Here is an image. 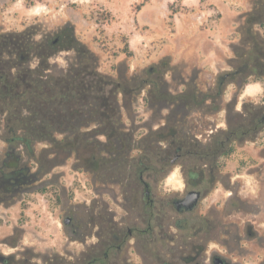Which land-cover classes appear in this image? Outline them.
Segmentation results:
<instances>
[{
	"label": "rangeland",
	"instance_id": "374dc122",
	"mask_svg": "<svg viewBox=\"0 0 264 264\" xmlns=\"http://www.w3.org/2000/svg\"><path fill=\"white\" fill-rule=\"evenodd\" d=\"M230 5L239 12L240 19L237 31L228 37L235 46L229 70L198 79L197 71L184 64L172 67L167 58L157 63L166 61L171 66L158 79L166 92H175L184 76L191 77L186 84L197 88L192 104L145 102L150 85L138 95L129 94L130 117L122 107L123 119L135 137L136 147L123 158L127 167L123 163L119 169V154L112 155L105 146V159L93 158L100 163L107 161L108 168L104 170L88 166L65 146L56 145L51 152L49 142L30 137L31 151L25 142H16L22 165L31 168L37 181L13 198L0 201V256L9 258L10 264H86L87 251L97 247L94 253L99 259L95 264H161L158 251L165 248L169 251L164 254L166 263L182 264L184 242L180 228L193 226V235L197 229L194 221L201 209L179 213L173 200L184 195L188 179L185 165L202 166L208 162L216 166L215 178L211 180L214 175L210 174V183L205 182L204 187L211 189L203 205L205 210L211 207L216 213L220 233L217 239L206 242L204 264H211L215 253L226 257L229 264H264V130L257 139L243 138L240 131L228 140L230 130L243 118L248 98H262V90L255 93L250 88L248 93L255 94H243L245 84L263 81L264 71L250 77L235 72L236 79L226 82L223 94L214 96L218 76L236 71V65L250 54L264 63V0H235ZM191 8H184L180 0H0V38L14 36L18 42L34 45L23 50V59L5 55L12 59L7 70L17 74L38 69L44 75L39 76L43 81L60 78L74 69L78 56L74 47L83 44L97 55L101 72L129 87L139 82L142 85V79L156 78L145 70L156 65L150 56L165 46L174 32L178 12L194 14L202 28L218 25L222 19L215 4L203 1L199 7ZM199 13L205 14L203 19L197 18ZM67 25L73 30L65 32L67 38L60 48L40 54L43 43L54 39ZM119 97L123 104L124 95L119 93ZM28 115L24 112L18 120L16 136H23L31 125ZM6 116L0 114V166L8 154L7 138L14 135L9 125L16 122ZM174 130L191 146L193 155L168 163L179 143L174 139ZM99 139L107 142L103 135ZM201 146L204 151L217 147V157L202 159ZM145 148L160 149L166 154L170 150L166 163L154 167L159 174L152 181L157 199L153 237L147 234L141 217L145 210L143 192L137 193L133 187L137 180L135 168L128 169L146 153L154 155ZM114 157L116 162H110ZM67 217L72 219L71 225L65 222ZM116 225L125 233L133 229V237L117 240L122 249H111L105 256L99 252V241L107 226Z\"/></svg>",
	"mask_w": 264,
	"mask_h": 264
},
{
	"label": "trees",
	"instance_id": "16d2710c",
	"mask_svg": "<svg viewBox=\"0 0 264 264\" xmlns=\"http://www.w3.org/2000/svg\"><path fill=\"white\" fill-rule=\"evenodd\" d=\"M20 44L21 42H18L14 36L0 38V114L5 113L7 119L16 121L14 124V130H16L18 120L22 119L24 112H28L27 117L32 123L26 127L24 135L19 138L26 139L28 142L30 137L47 141L51 144L49 147L51 152H54L56 145L65 146L82 162L89 156L105 159L102 154L103 146H105L112 155L119 154L117 162L119 169L122 168L123 163L126 167L128 166L123 158L136 147L135 137L123 119L122 107L129 111V94L138 95L146 85H150L151 89L144 98L145 102L155 104L162 100H170L186 106L192 104L197 94V88L190 84H186L183 92L177 94L162 89L158 80L159 76L171 69L166 61L162 65L156 64L145 70L147 74L156 75V78L142 79L143 86L139 82L136 87H129L127 83L116 81L101 72L97 55L83 44L74 47L78 53L74 69L70 68L60 78L43 81L39 79V76L42 78L44 75L38 69L12 74L7 70L12 59L5 58V55L9 57L17 55L22 59L23 51H15ZM25 45L24 50L27 51L34 47L28 43ZM249 61L246 58L236 65V71L219 75L217 93L214 96L220 97L226 82L234 81L235 74L243 73L242 68ZM32 73L35 75L33 76ZM244 76L247 77L245 74ZM119 93L124 95L123 104H121ZM176 132L174 139L179 140V143H176L178 146L185 141L180 139L179 132ZM58 134L62 135L60 139L57 137ZM101 135L107 138L105 144L99 139ZM145 150L146 152L149 150L154 155L146 153L143 158L132 164L135 171H140L146 166L155 167L165 164L170 152L168 150L166 154L155 148H145ZM115 160L116 157L109 159L113 163L116 162Z\"/></svg>",
	"mask_w": 264,
	"mask_h": 264
},
{
	"label": "flooded vegetation",
	"instance_id": "af4514ba",
	"mask_svg": "<svg viewBox=\"0 0 264 264\" xmlns=\"http://www.w3.org/2000/svg\"><path fill=\"white\" fill-rule=\"evenodd\" d=\"M67 30H73V28L67 25L64 29L57 33V36L54 39H49L46 43H43L44 49L42 52H40V54H48L49 50L52 52L60 48V43H64L66 41L67 37L65 32ZM25 46V43H21L15 48V51H23L26 48ZM23 58L24 55H22V59ZM248 59L250 61L242 68L244 71L243 74L247 75V77H250L256 72L260 73L264 71V63H261L262 59H258V56L254 55L253 53L250 54ZM260 83L262 85V98H260L258 101H254L251 97L248 98V102L244 103L243 118L236 126H234V128L230 130L228 140H230L233 135L237 136L240 131L243 134V138L249 137L257 139L259 134L264 130V80H260ZM9 126V132H13L14 135L7 138L9 150L6 158L3 160L2 165L0 166V188L3 191V193L0 194V201L13 198L12 196L19 194L22 190L24 191L27 186H30L32 183L37 181V178L31 174V168L27 165H22L20 154L17 153V149L15 147L16 142L20 140L25 142L32 151L31 143H29L28 140L21 139L19 138L20 136L15 135L16 132L14 130L13 124H10ZM209 148V151H204L201 146L202 153L200 156L202 159L209 160L210 158L217 157L219 149L217 147L213 149V146ZM195 153L198 152L196 151ZM188 155H193V149L185 141L177 146L175 156L172 158L169 157L170 159L168 163H175L180 159L187 158ZM93 158L94 157L91 156L87 157L85 159V163H87V165L90 167H100L104 170L108 168L107 161L100 163L98 160ZM131 167L132 166L129 165L128 169L130 170ZM185 167L188 179L185 184L184 195L175 198L173 200V205L179 213L192 212L197 207H200L201 210L197 215V220L194 221V227L196 226L197 229L193 235L191 234V228L193 226L184 225L183 228H180V238L182 239V242H184V250L181 251V261L182 264H204V260L207 258L206 242L210 239H217L218 234L220 233L217 220L214 219V217H216V213L213 212L214 210H212L211 207L205 210V205H203V199L207 196L211 189L210 187H204V185L206 180L209 179L208 176L210 174L214 175L211 177V180H214L216 166L206 162L202 166H199L198 164L189 166L186 164ZM158 174L159 172H155L153 166H146L144 169L134 173V175L137 177V180L133 184V187L135 186L137 193L141 191L143 192L145 210L141 213V217L147 225L148 229L146 232L147 234H151L150 237H153L155 232L153 221L155 216L154 209L157 202L155 193L153 192L152 181L156 179V175ZM163 174L164 173H161V175ZM208 183H210L209 180ZM194 192H198V196L196 202L192 204L188 202L190 197L189 200L187 197L190 195L192 196ZM65 222L68 225H71L72 219L67 217ZM106 228H108V230L106 231L105 236L101 237L102 239L99 241V252L103 253L105 256L110 254L109 251L111 249H122V244H116L117 240L121 239V242L126 241L127 237H133L134 234L133 229L129 228L128 233H125L123 231L124 228L118 225L110 227L107 226ZM161 231L163 234L165 233L164 231L166 230L164 229V226L163 230ZM163 237H165V235H163ZM125 243L126 242H123L124 245ZM96 248L97 247L87 251L89 258L86 264H95L99 259L96 254L97 252L94 253ZM165 251V248H161V251H158L160 252L158 256L159 258L161 257L160 260H162L161 264H168L164 261ZM166 254H169V251H166ZM2 258L3 257L0 256V259ZM210 260L211 264H229L226 257L218 253L212 254ZM10 261L11 260L7 258L5 263L10 264Z\"/></svg>",
	"mask_w": 264,
	"mask_h": 264
},
{
	"label": "crops",
	"instance_id": "0c3cea01",
	"mask_svg": "<svg viewBox=\"0 0 264 264\" xmlns=\"http://www.w3.org/2000/svg\"><path fill=\"white\" fill-rule=\"evenodd\" d=\"M184 8L199 7L203 1L215 4L222 13L220 23L202 28L196 16L192 13L178 12L174 32L167 40L165 46L156 50L150 57L153 64H157L161 59H170L172 67L180 64L188 66L191 71H197V78L218 75L230 69L231 61L234 59V43L228 42V37L237 31V21L239 12L231 7L235 0H180ZM190 76H184L179 87L172 94L182 93L186 83L190 82ZM261 92L260 80H251L245 84L243 94ZM249 90V91H248ZM169 108V107H166ZM126 111L128 118L129 111Z\"/></svg>",
	"mask_w": 264,
	"mask_h": 264
},
{
	"label": "water",
	"instance_id": "95a60500",
	"mask_svg": "<svg viewBox=\"0 0 264 264\" xmlns=\"http://www.w3.org/2000/svg\"><path fill=\"white\" fill-rule=\"evenodd\" d=\"M197 196H198V192H194L192 196L190 195V196L187 197L188 200H189V197H190V200L188 202L194 204L196 202ZM2 257L3 258L0 259V261H3L5 263L7 257L6 256H2Z\"/></svg>",
	"mask_w": 264,
	"mask_h": 264
},
{
	"label": "built area",
	"instance_id": "2783aa9c",
	"mask_svg": "<svg viewBox=\"0 0 264 264\" xmlns=\"http://www.w3.org/2000/svg\"><path fill=\"white\" fill-rule=\"evenodd\" d=\"M204 16H205V14L204 13H199L198 14V16H197V18L198 19H203L204 18ZM143 101V100H142Z\"/></svg>",
	"mask_w": 264,
	"mask_h": 264
}]
</instances>
